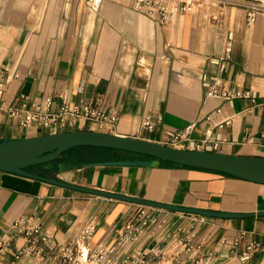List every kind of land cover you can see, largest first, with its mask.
I'll use <instances>...</instances> for the list:
<instances>
[{
    "label": "crops",
    "instance_id": "1",
    "mask_svg": "<svg viewBox=\"0 0 264 264\" xmlns=\"http://www.w3.org/2000/svg\"><path fill=\"white\" fill-rule=\"evenodd\" d=\"M135 1L102 0L95 9L91 0H0V70L6 83L0 100L16 104L26 96L31 107L52 97L54 112L64 102L85 101L118 115L114 134L161 144L170 132L195 124L192 146L200 145L201 151L264 157V12L248 24L249 6H264V0H158L170 8L195 5L194 11L166 24L136 11ZM227 32L235 36L233 58L220 72L210 59L222 55ZM205 76L219 77L225 90H251L255 102L209 97ZM148 116L153 131L142 126ZM75 123L70 131H94L83 120ZM47 134L36 127L25 131L0 112V140ZM85 148L90 147L73 149L70 156L86 157ZM100 150L107 155L102 162L145 159ZM50 173L77 187L156 203L235 214L264 212L263 184L215 171L161 163L83 165ZM142 206L0 171V240L13 236L0 264H35L15 258L25 244L12 229L18 219L41 225L54 246L96 222L92 239L78 246L88 255L114 241L116 230L135 220ZM159 210L166 224L154 236H144L142 248L166 247L167 236L187 222L181 213ZM196 232L195 244L201 246L197 256L180 264H197L211 254L216 259L210 264H264V217L207 218L196 224ZM252 244L260 249L243 263L236 254Z\"/></svg>",
    "mask_w": 264,
    "mask_h": 264
},
{
    "label": "built area",
    "instance_id": "2",
    "mask_svg": "<svg viewBox=\"0 0 264 264\" xmlns=\"http://www.w3.org/2000/svg\"><path fill=\"white\" fill-rule=\"evenodd\" d=\"M101 2L102 0H91V5L93 8L98 9ZM133 6L136 11L146 13L161 24H166L179 15L192 12L195 9V5L192 3H178L170 8L158 0H136ZM259 12H264L263 5L249 6L248 24L255 22ZM234 40V34L227 32L222 55L210 59V63L218 67L220 72L225 71L227 64L233 58ZM3 77L4 72L0 70L1 91L6 87ZM16 77H19V75ZM204 80L210 81L207 87L209 97L226 101L245 98L255 102L251 90L222 89L220 87L221 79L217 76H205ZM60 98L64 99V95H60ZM0 102L2 101L0 100ZM53 103V98L48 97L45 101L34 102L29 107L27 97L22 96L16 104L2 102L0 112L9 118L16 119L19 127L25 131L36 127L49 131L51 134L66 132L76 128L75 120L78 119L92 124L94 126L93 130L96 132L114 134L119 120L118 115L96 108L85 101L73 105L64 102L60 111L54 112L52 110ZM142 126L153 131L152 118L150 116L145 117ZM195 126V124H190L183 130L170 132L167 141L163 145L178 149L201 151L200 145L192 146L191 134ZM159 211L156 208L142 206L135 220L116 230L114 241L96 248L88 255H84L78 249V246L86 244L92 239L98 228L96 222L85 227L76 238L67 243L54 246L52 237L43 232L41 225L33 223L31 219L21 218L12 225V229L25 239L24 246L18 249L15 258H27L34 261L35 264H180L185 258L195 259L201 247L195 244L197 238L196 224L206 223L207 221V217L200 215L181 213L187 222L178 225L167 236L166 241L168 243L166 247L142 248L140 246L144 236H154L166 224V220L159 218ZM12 238L13 236L0 240V255L6 253ZM259 249V245L252 244L245 252L235 254L243 263H249L253 254ZM215 259V255L211 254L199 259L197 264H210Z\"/></svg>",
    "mask_w": 264,
    "mask_h": 264
},
{
    "label": "water",
    "instance_id": "3",
    "mask_svg": "<svg viewBox=\"0 0 264 264\" xmlns=\"http://www.w3.org/2000/svg\"><path fill=\"white\" fill-rule=\"evenodd\" d=\"M81 147L116 150L139 155L145 158L105 161L94 164H85L84 166L156 167L161 163H172L183 167L215 171L264 185V157L237 156L210 151L178 149L139 138L96 131H66L30 138L1 139L0 171L69 189L79 190L93 195L166 211L222 219L264 217V212L235 214L207 211L156 203L123 195L77 187L61 182L57 180L53 174L45 172H51L53 169H66V164L63 161L58 164L56 163L71 150ZM37 168H42L44 172H34L33 169Z\"/></svg>",
    "mask_w": 264,
    "mask_h": 264
},
{
    "label": "trees",
    "instance_id": "4",
    "mask_svg": "<svg viewBox=\"0 0 264 264\" xmlns=\"http://www.w3.org/2000/svg\"><path fill=\"white\" fill-rule=\"evenodd\" d=\"M110 151H115L116 152V150H110ZM102 160H103V158H101V157H99V158H90L89 156H86V157H83V156L72 157V156H70V152H68L56 164H58L59 162L63 161L66 164L67 168H78V167H82L85 164L102 162ZM165 164H167L169 166H173V167H183V166H178V165H175V164H172V163H165ZM186 168H189V167H186Z\"/></svg>",
    "mask_w": 264,
    "mask_h": 264
},
{
    "label": "rangeland",
    "instance_id": "5",
    "mask_svg": "<svg viewBox=\"0 0 264 264\" xmlns=\"http://www.w3.org/2000/svg\"><path fill=\"white\" fill-rule=\"evenodd\" d=\"M85 149H88V153H86L87 155L86 156H89L90 158H105L107 155L104 154L103 151H106V150H100L98 148H85Z\"/></svg>",
    "mask_w": 264,
    "mask_h": 264
},
{
    "label": "flooded vegetation",
    "instance_id": "6",
    "mask_svg": "<svg viewBox=\"0 0 264 264\" xmlns=\"http://www.w3.org/2000/svg\"><path fill=\"white\" fill-rule=\"evenodd\" d=\"M42 172H44L43 169L40 171V173H42ZM46 173H50V172H47V171H46Z\"/></svg>",
    "mask_w": 264,
    "mask_h": 264
}]
</instances>
